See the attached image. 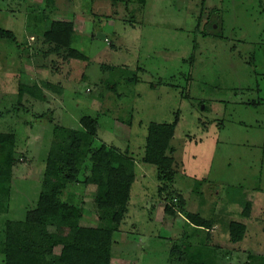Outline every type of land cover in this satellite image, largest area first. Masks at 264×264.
I'll return each instance as SVG.
<instances>
[{"label": "rangeland", "instance_id": "obj_1", "mask_svg": "<svg viewBox=\"0 0 264 264\" xmlns=\"http://www.w3.org/2000/svg\"><path fill=\"white\" fill-rule=\"evenodd\" d=\"M54 20L74 23L71 46L88 60L64 62L66 51L45 43ZM0 28L14 36L0 40V133L15 135L18 162L0 199V264L6 223L36 207L55 127L83 131L85 116L99 123L87 148L114 146L136 161L113 264H190L170 251L184 242L211 250L214 264L264 256V0H147L144 9L138 0H0ZM47 81L56 90L20 97V85ZM176 118L175 178L164 182L143 162L148 126ZM89 165L63 200L82 207L81 225L105 226L96 187L83 184ZM178 195L185 206L167 214ZM188 213L212 228L188 225ZM232 221L247 226L241 243L230 240Z\"/></svg>", "mask_w": 264, "mask_h": 264}, {"label": "trees", "instance_id": "obj_2", "mask_svg": "<svg viewBox=\"0 0 264 264\" xmlns=\"http://www.w3.org/2000/svg\"><path fill=\"white\" fill-rule=\"evenodd\" d=\"M138 2L144 9L147 0ZM74 34L73 22L54 20L45 31L44 40L54 45L53 52L56 54L66 51V55L61 57L64 62L86 61L87 56L71 46ZM2 39L12 41L14 36L11 31L0 28ZM40 86L47 90L55 89L48 81L40 85H20V97L27 94L41 99L43 90ZM59 90L62 91V87ZM98 124L97 119L85 116L81 119L83 131L55 127L36 207L26 212L24 220L6 223L3 245L5 264H113L114 235L128 213L136 180V161L128 151L121 152L114 146L101 144L97 148H87L97 136ZM177 124L178 118L172 124L151 123L148 126L143 162L157 168L160 181L173 182L175 178L171 142ZM15 152V135L0 133V199L10 194L13 170L18 163ZM86 160L90 165L84 173L83 184L96 187L93 204L100 214V221L107 222L105 226L81 225L84 216L82 207L63 200L66 185L79 183L82 165ZM178 198V204H173L170 200L172 197L167 199V214L175 215L177 207L185 206L180 195ZM252 207L253 202L246 200L243 217H251ZM187 220L188 225L192 224L196 228H212L210 221L196 214L188 213ZM246 233L247 226L244 223L230 222L232 243L243 242ZM192 248L190 242H184L181 246L175 244L170 251L180 260L186 256L190 264H214L209 258L211 250L204 252L201 248L192 252ZM246 264H264V256H251Z\"/></svg>", "mask_w": 264, "mask_h": 264}, {"label": "crops", "instance_id": "obj_3", "mask_svg": "<svg viewBox=\"0 0 264 264\" xmlns=\"http://www.w3.org/2000/svg\"><path fill=\"white\" fill-rule=\"evenodd\" d=\"M146 5H147V3H146ZM146 7V6H145Z\"/></svg>", "mask_w": 264, "mask_h": 264}]
</instances>
